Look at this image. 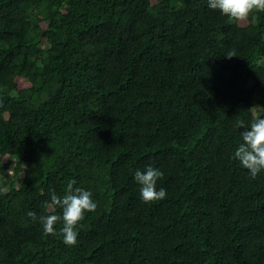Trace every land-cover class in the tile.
Masks as SVG:
<instances>
[{"label":"trees","instance_id":"trees-1","mask_svg":"<svg viewBox=\"0 0 264 264\" xmlns=\"http://www.w3.org/2000/svg\"><path fill=\"white\" fill-rule=\"evenodd\" d=\"M254 108L262 11L0 0V264H264V171L233 158ZM149 166L167 195L145 203ZM72 180L97 208L69 246L62 221L50 235L39 218L62 216L46 205Z\"/></svg>","mask_w":264,"mask_h":264},{"label":"clouds","instance_id":"clouds-1","mask_svg":"<svg viewBox=\"0 0 264 264\" xmlns=\"http://www.w3.org/2000/svg\"><path fill=\"white\" fill-rule=\"evenodd\" d=\"M208 7L219 10L234 21H245L254 10L264 12V0H208ZM225 56L232 58L236 55L233 51H229ZM262 117L264 116L257 114L251 122L250 129L245 127L242 120L236 123L238 129H243L240 132L243 143L239 145L233 158L241 162L252 179L264 171V118ZM162 177L163 173L151 166L144 172L139 170L135 172V180L141 185L140 195L145 203L166 198L165 189L157 190V181ZM75 184V180L68 183L63 197L57 196L55 191L51 190V203L46 206L53 211L56 207L61 208L62 216L49 214L39 218L45 234L50 235L57 234L54 226L62 221L63 227L60 231L63 242L69 246H74L78 242L76 227L84 219L85 213L93 212L97 208V204L92 199V193L80 187L74 188ZM28 216L33 221L37 219L33 211H29Z\"/></svg>","mask_w":264,"mask_h":264},{"label":"rangeland","instance_id":"rangeland-1","mask_svg":"<svg viewBox=\"0 0 264 264\" xmlns=\"http://www.w3.org/2000/svg\"><path fill=\"white\" fill-rule=\"evenodd\" d=\"M253 111H254L255 115L260 114V111H259L258 108H254ZM8 175H9V177H12V176H13V173H12L11 171H9V172H8Z\"/></svg>","mask_w":264,"mask_h":264}]
</instances>
